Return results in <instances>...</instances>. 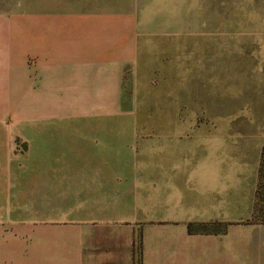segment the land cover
<instances>
[{"label": "crops", "instance_id": "crops-1", "mask_svg": "<svg viewBox=\"0 0 264 264\" xmlns=\"http://www.w3.org/2000/svg\"><path fill=\"white\" fill-rule=\"evenodd\" d=\"M221 1L0 0V264H264V93L198 140L183 114Z\"/></svg>", "mask_w": 264, "mask_h": 264}, {"label": "rangeland", "instance_id": "rangeland-1", "mask_svg": "<svg viewBox=\"0 0 264 264\" xmlns=\"http://www.w3.org/2000/svg\"><path fill=\"white\" fill-rule=\"evenodd\" d=\"M220 3L224 13L194 14L192 40H202L203 48H213L214 42L217 48L219 42L220 53H224L216 69L220 72L208 87L181 96L187 105L183 114L197 119L192 131L195 140L208 131L223 129L227 122L255 116L253 96L264 93V0Z\"/></svg>", "mask_w": 264, "mask_h": 264}, {"label": "trees", "instance_id": "trees-1", "mask_svg": "<svg viewBox=\"0 0 264 264\" xmlns=\"http://www.w3.org/2000/svg\"><path fill=\"white\" fill-rule=\"evenodd\" d=\"M260 180H261V184L258 191V206L264 208V153H263V160L260 169ZM203 229L209 230L210 228H208L207 226H203ZM189 230L190 231L195 230V226L192 224L189 225Z\"/></svg>", "mask_w": 264, "mask_h": 264}]
</instances>
